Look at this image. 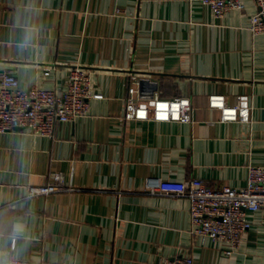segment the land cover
Returning <instances> with one entry per match:
<instances>
[{
	"label": "crops",
	"instance_id": "0c3cea01",
	"mask_svg": "<svg viewBox=\"0 0 264 264\" xmlns=\"http://www.w3.org/2000/svg\"><path fill=\"white\" fill-rule=\"evenodd\" d=\"M256 12V0L222 17L202 0H0V80L62 94L81 66L102 95L51 135L0 132V264H264V209L228 252L193 233L188 197L146 190L149 178L241 189L264 164ZM133 85L144 107L189 99L190 121L127 118ZM59 173L70 189L29 194Z\"/></svg>",
	"mask_w": 264,
	"mask_h": 264
},
{
	"label": "built area",
	"instance_id": "2783aa9c",
	"mask_svg": "<svg viewBox=\"0 0 264 264\" xmlns=\"http://www.w3.org/2000/svg\"><path fill=\"white\" fill-rule=\"evenodd\" d=\"M202 2L209 5L217 17L224 16L231 9H244L245 6V0ZM256 3L257 12L251 18L250 29L258 35L264 34V0H256ZM90 82V73L81 66H75L70 70L63 93L58 94L38 86L23 88L16 77L5 73L0 80V132L23 129L33 134L51 135L56 124L84 116L90 98L102 97L92 90ZM135 83H138L136 79ZM137 91L134 85L130 88L127 118L190 121L192 108L189 99L155 98L151 107H144L140 105L139 98L133 97ZM211 104L223 107L227 119L236 118L237 109L225 107L223 96H212ZM66 189L70 187L61 173L50 184L28 186L29 194L33 196ZM146 190L188 197L193 233L224 244L230 252L239 246L243 235L250 229V213L264 209V164L250 165L248 184L241 189L230 186L213 188L199 178L185 181L149 178ZM11 264L30 263L13 260ZM158 264H194V260L191 254H181L164 258Z\"/></svg>",
	"mask_w": 264,
	"mask_h": 264
},
{
	"label": "water",
	"instance_id": "95a60500",
	"mask_svg": "<svg viewBox=\"0 0 264 264\" xmlns=\"http://www.w3.org/2000/svg\"><path fill=\"white\" fill-rule=\"evenodd\" d=\"M143 83V82H142Z\"/></svg>",
	"mask_w": 264,
	"mask_h": 264
}]
</instances>
